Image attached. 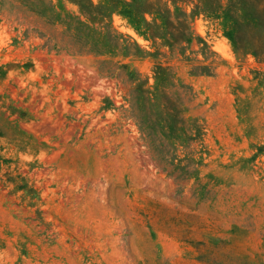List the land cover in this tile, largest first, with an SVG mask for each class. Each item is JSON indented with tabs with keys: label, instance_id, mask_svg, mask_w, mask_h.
Listing matches in <instances>:
<instances>
[{
	"label": "rangeland",
	"instance_id": "374dc122",
	"mask_svg": "<svg viewBox=\"0 0 264 264\" xmlns=\"http://www.w3.org/2000/svg\"><path fill=\"white\" fill-rule=\"evenodd\" d=\"M0 264H264V0H0Z\"/></svg>",
	"mask_w": 264,
	"mask_h": 264
},
{
	"label": "crops",
	"instance_id": "0c3cea01",
	"mask_svg": "<svg viewBox=\"0 0 264 264\" xmlns=\"http://www.w3.org/2000/svg\"><path fill=\"white\" fill-rule=\"evenodd\" d=\"M245 174H247V176H251L249 179H250V181H251V183H254V184H258V179L256 180V177H257V173L256 172H251V173H245ZM249 181V182H250ZM260 183V182H259ZM249 188V187H248ZM248 188H246V189H248Z\"/></svg>",
	"mask_w": 264,
	"mask_h": 264
},
{
	"label": "trees",
	"instance_id": "16d2710c",
	"mask_svg": "<svg viewBox=\"0 0 264 264\" xmlns=\"http://www.w3.org/2000/svg\"><path fill=\"white\" fill-rule=\"evenodd\" d=\"M158 67V66H157ZM175 106L173 105V104H171V103H167L166 105H165V108H167V109H169V108H174ZM176 114H177V111L175 112ZM174 116H175V114H174Z\"/></svg>",
	"mask_w": 264,
	"mask_h": 264
}]
</instances>
